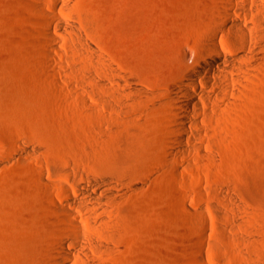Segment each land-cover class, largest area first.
<instances>
[{
  "label": "rangeland",
  "instance_id": "obj_1",
  "mask_svg": "<svg viewBox=\"0 0 264 264\" xmlns=\"http://www.w3.org/2000/svg\"><path fill=\"white\" fill-rule=\"evenodd\" d=\"M69 1L59 24L36 0H0V264H55L63 208L109 243L94 264H264L256 10L234 0L263 60L227 74L238 80L217 102L185 80L180 61L195 60L180 49L199 50L226 0ZM187 118L202 138L180 130Z\"/></svg>",
  "mask_w": 264,
  "mask_h": 264
},
{
  "label": "bare ground",
  "instance_id": "obj_2",
  "mask_svg": "<svg viewBox=\"0 0 264 264\" xmlns=\"http://www.w3.org/2000/svg\"><path fill=\"white\" fill-rule=\"evenodd\" d=\"M37 4L32 2V5H38L41 15L49 17L57 21L59 24L62 23L61 15H65L70 9L69 0H36ZM227 4L223 7H218V16L214 22L216 27H207L206 23H201L206 28L205 33L202 35L203 41L196 52L193 50H187L184 47L180 49V55L182 58L193 57L195 63L189 65L184 59H181L180 65L185 68L184 77L190 84H195L197 80H201L206 90L203 88L199 91L201 95L207 100L213 99L217 102H222L226 97L222 94L220 89L224 92L231 91V82L234 79L235 82L238 78H232L227 74H234L235 72L248 70L252 66H257L262 62V46L255 44L251 40L252 31L240 27L235 23V18L239 17V13H246L245 9L241 7V4L234 0H226ZM263 3L258 0H247L250 7L254 8L261 15L258 16L253 10L251 15L254 16L257 25H264V0ZM33 5V6H34ZM142 10V9H141ZM198 19V18H197ZM200 22V21H199ZM76 29L81 33V28L76 26ZM229 33L230 39L238 50H249L247 56L234 57L225 52V50L219 44V38L225 33ZM215 55H218L217 57ZM213 88V92H209V88ZM186 94L190 99H195V96L191 93ZM204 107H207L204 105ZM208 108V107H207ZM206 108V110H207ZM183 113L188 117L193 113L189 106L183 104L181 106ZM210 111V108H208ZM205 110V112H207ZM208 111V112H209ZM198 112V111H196ZM196 112H194L196 114ZM207 112V113H208ZM210 113H212L210 111ZM215 113V112H214ZM200 113H197L199 115ZM213 115V113H212ZM209 116V115H207ZM215 116V115H214ZM211 114H210V117ZM193 124L189 118L184 119L183 124L180 126V130L190 135L194 140L202 138L203 128L198 131L192 129ZM174 143L181 149L187 152L185 146V139L182 136L174 138ZM195 146V145H194ZM190 151V150H189ZM188 151V152H189ZM177 156V155H176ZM98 183L96 180L95 183ZM110 194L114 195L113 192ZM97 202L102 204L100 199L97 198ZM47 203L50 207L57 206V203L52 197L47 198ZM75 203V201H74ZM62 214L65 218L64 232L61 237L54 239L51 243L53 250V260L55 264H94L97 263L99 253L104 249H109V243L103 239L91 235L86 232L84 225L81 220L76 216L75 213L64 209ZM102 223H107L105 211L101 212ZM86 259V260H85ZM202 259V258H201ZM203 260V259H202ZM201 260V261H202Z\"/></svg>",
  "mask_w": 264,
  "mask_h": 264
}]
</instances>
